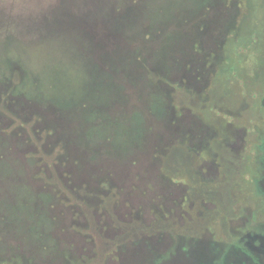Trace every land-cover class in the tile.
Wrapping results in <instances>:
<instances>
[{"label": "rangeland", "instance_id": "obj_1", "mask_svg": "<svg viewBox=\"0 0 264 264\" xmlns=\"http://www.w3.org/2000/svg\"><path fill=\"white\" fill-rule=\"evenodd\" d=\"M0 264H264V0L0 5Z\"/></svg>", "mask_w": 264, "mask_h": 264}, {"label": "clouds", "instance_id": "obj_2", "mask_svg": "<svg viewBox=\"0 0 264 264\" xmlns=\"http://www.w3.org/2000/svg\"><path fill=\"white\" fill-rule=\"evenodd\" d=\"M0 5H4L5 8L11 6L14 13L22 11L27 15L33 10H38L40 0H0Z\"/></svg>", "mask_w": 264, "mask_h": 264}, {"label": "flooded vegetation", "instance_id": "obj_3", "mask_svg": "<svg viewBox=\"0 0 264 264\" xmlns=\"http://www.w3.org/2000/svg\"><path fill=\"white\" fill-rule=\"evenodd\" d=\"M257 237H258V235L255 238H257Z\"/></svg>", "mask_w": 264, "mask_h": 264}, {"label": "trees", "instance_id": "obj_4", "mask_svg": "<svg viewBox=\"0 0 264 264\" xmlns=\"http://www.w3.org/2000/svg\"><path fill=\"white\" fill-rule=\"evenodd\" d=\"M163 115V113H161V116Z\"/></svg>", "mask_w": 264, "mask_h": 264}]
</instances>
